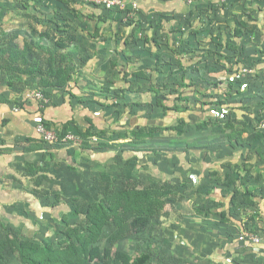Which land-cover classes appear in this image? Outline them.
I'll list each match as a JSON object with an SVG mask.
<instances>
[{
    "label": "rangeland",
    "instance_id": "374dc122",
    "mask_svg": "<svg viewBox=\"0 0 264 264\" xmlns=\"http://www.w3.org/2000/svg\"><path fill=\"white\" fill-rule=\"evenodd\" d=\"M39 1L37 0L38 7L41 4ZM218 1L219 7L231 1L238 8L246 9L248 6L264 8V0L263 4L262 0H256L255 3L253 0ZM31 6L30 0H0V90L4 85V87H11L19 82H15L14 75L17 79V76H22L28 70L27 74L30 77L23 80L18 89L17 97L20 100L27 90L41 88L44 85L42 84L43 77L48 78L56 74L62 76L63 79H56L55 86L60 87L59 90L63 94L70 95L73 92L72 74L91 71L93 77L97 78L98 96H87V100L92 98L94 102H98L97 108L104 109L108 98L106 95L109 98L123 99L124 94H118L116 91L111 92L110 90L106 93V90L110 89L107 83L112 80L111 76L117 71L113 68V64H110L111 67L107 61L104 64L96 60L93 55L95 48L89 46L87 42H83L85 45L74 49L56 40L55 33H62L61 31H49L46 28L44 31L34 29L35 22L33 21H37L39 17L43 20V15L40 14L41 7L37 11ZM218 18L217 15L206 14L178 23L179 25L181 23L188 26L193 25L190 32L197 37L198 41L200 39L199 43H196L198 46L196 48L208 52L205 53L207 56H202L201 59L206 62L197 61L196 63L199 65L209 63L214 69L217 68V54L222 49L217 45L219 41L216 33ZM65 23L69 24L67 20ZM208 23L210 25L216 23L215 32H207L199 27L200 24L207 25ZM29 26L33 30H28ZM256 28L255 45L252 44L251 47L242 45L237 50L225 48L226 70L231 66H237L235 68L237 75L239 68H247L246 77H236L237 79L233 82L237 84V87L250 91V96L256 98L252 103L256 110L251 113L252 118L245 123L248 125L245 128L249 134L243 133L252 139V144L255 139H264L263 128L259 127L264 116V43L260 35L261 27L257 25ZM229 31L233 33V30ZM211 35L214 36V40L201 43L203 38L206 40ZM181 49L184 48L181 47ZM105 50L106 47H103L99 53L105 55ZM228 57H235L236 61L232 60L228 63ZM178 65V62L173 61L171 69L173 70L174 66ZM96 67L97 69L94 70ZM157 67L163 68L159 63ZM228 79L229 75L224 80ZM151 81H155L156 87L160 86L159 93L153 92ZM144 87L147 92L140 90L137 91L140 95L135 93L134 96H142L154 103L149 106H153L151 110L146 111L147 118L163 117L162 108L159 111L154 107L160 99L169 104L173 102V79L153 78V80H148ZM197 94L192 92L191 96ZM49 98L51 102V97ZM195 100L194 106L198 108L201 104L198 106L199 102ZM213 108L215 109L214 115L211 116L213 121L208 122L211 125L210 128L200 127L199 124L203 122L200 118L195 119L192 125L189 124L186 127L188 131L186 137H189L191 142H197L195 145L199 142L206 145L209 137H220L221 139L225 137L221 129L225 121L222 117L223 111L218 109L216 104ZM115 110H118L115 114L121 116L123 110ZM138 110L134 108L132 113H138ZM224 114L227 115V113ZM152 121L147 124L151 131L148 132L150 135L145 140L146 144L141 145L143 148L152 149L149 153H152L153 159L149 160L147 155L143 160L146 165L140 162L139 167L135 166L134 160L137 157L128 155L131 158L128 159L126 166L118 164L120 160L116 162L117 159L108 162L92 160L91 164L83 165L77 160L52 163L51 158L44 157V160L38 159L36 164L29 163L31 165L26 164L18 169L12 164L10 167L7 164L6 168H0V264H30V256L41 257V254L32 251L36 250L33 246H40V248L46 244L64 246L59 241L66 239L65 234L71 232L70 227L83 233L86 232L87 210L92 204L103 199L105 194L110 195L126 189L145 190V188L149 189L148 192L142 194L143 198H148L146 209L140 213L131 212L125 209L126 204H118L119 224L117 225L114 221L113 213L110 214L109 223L104 226L100 238L90 245V248L97 247L100 252L99 257H96L90 264H116L112 250H109L111 248L113 251H120L130 257L149 252L152 264H237L239 258L236 250H248L244 242L240 241L239 235L244 231H251L264 236V175L255 174L254 178L258 180L252 179L253 185H251L249 182L252 178L251 173L242 174L240 163L236 162L234 166L231 162L228 169L224 170L220 176H217L219 175L217 170H212L213 175L207 172L202 176L191 172L186 177L173 181V130H164L162 126L159 127L161 124L159 121L156 122L157 119L155 122ZM48 124L60 133L61 137L70 133L74 134L77 140L79 136L82 138L86 136L88 129H91L92 134H97L101 130L99 128L101 122H98L99 126L89 123L87 127L81 129L74 125L68 128L64 124L51 122ZM41 139L39 142L41 146L52 145ZM129 139L117 147L122 153L138 147L136 144L138 140H141L136 130L131 131ZM248 143L249 141L246 145ZM219 146H225L223 141L218 146L213 145L208 148L209 155L212 151L220 152ZM229 150L234 154L238 152L233 150L231 145ZM256 150L264 157V143L252 148L255 154H257ZM206 155L207 153L204 154L205 158H207ZM241 183L247 187L251 186L249 188L251 191H247ZM19 190H22L20 194H18ZM24 193L25 195L30 194L32 199L24 197ZM34 198L40 200L42 207L34 205L32 201ZM113 200L114 197L109 201ZM224 212L227 215L226 219L221 216ZM122 262V259H118L117 264H122Z\"/></svg>",
    "mask_w": 264,
    "mask_h": 264
},
{
    "label": "crops",
    "instance_id": "0c3cea01",
    "mask_svg": "<svg viewBox=\"0 0 264 264\" xmlns=\"http://www.w3.org/2000/svg\"><path fill=\"white\" fill-rule=\"evenodd\" d=\"M125 1L127 2L126 9L109 10L96 6L89 1L85 2V0H40L39 7L37 0H30L31 7L37 11L41 7L40 14L43 15V20L39 17L37 21H33V23L35 22L34 29L37 30L38 28V30L44 31L46 28L49 31H61L62 33H55L56 40L74 49L85 45L83 42L94 47L95 59L104 64L107 61L108 65L112 63L113 68L117 70L111 76L112 80L107 83L110 89H107L106 93H109L110 90L111 92L116 91L118 94H124V98L114 99V97L109 98L106 95L109 100L106 99L104 109L97 108L98 102L95 101V103L92 98L87 100L90 96H98L97 78L93 77L91 71L85 70L86 72L81 71L72 74L73 92L70 95L63 94L59 90L60 87L55 86L54 81L61 79L60 75L50 74L52 77H43L42 84L44 85L41 88L49 93L51 102L41 113L48 123L64 124L68 128L74 125L81 129L87 127L89 123L93 126H99L98 122H101L99 128L102 133L92 134L91 129H88L87 132H90V135L83 138L79 136L78 140L60 142L48 145V147L41 146L39 144L41 138L36 132V118L34 117L37 113L36 104L24 100V94L21 100L17 97L21 82L30 77L27 74L28 70L22 76H17V79L14 75L15 82H19L14 83L11 87H4V85L0 90V168H6L7 164L10 167L12 164L18 169V167L26 166V164L31 165L29 163H35L39 161L38 159L44 160V157L46 159L51 158L52 163L77 160L83 165L91 164L92 160H106L108 162L117 159L116 162H118V160L123 159V162L119 161L118 164L126 166L128 159L132 156L137 157L134 164L136 163L135 166L139 167L140 162L144 163L143 160L147 155L149 160L153 159L152 153H149L152 152V149L143 148L141 145L146 144L145 140L150 135L148 132L151 130L149 131L147 124L152 120L155 122L157 119L156 122L159 121L161 124L159 127L162 126L165 130L167 129L165 126H170L169 130H173V181L180 177H186L191 172L199 173L202 176L207 172L213 175L212 170H217L219 172L217 176H220L224 170L228 169L229 163L232 162L235 166L238 162L242 166L240 167L242 174L251 173L252 178L249 182L253 185L252 179L258 180L254 178L255 174L264 175V157L258 154V150H256L257 154L252 151V148L263 144L264 139H255L254 144H252V139L246 137L249 133L245 128L248 126L245 123L252 118L251 113L256 110L252 104L256 98L250 96V91L237 87V84L233 82L237 79L236 77H246L247 68H239L237 75L235 69L237 66H231L226 70L225 48L237 50L242 45L247 47H251L252 44L255 45L257 25L261 27L260 35L264 43V8H256V6L254 8L248 6L246 9L244 7L238 8L231 1L225 2L219 7L218 0H193L192 2L185 0ZM255 1L253 0L254 3ZM135 3L137 4L136 8H134ZM206 14L219 17L216 32L219 40L217 45L222 49L217 54L216 69L212 68L209 63L201 65L196 63L197 61L206 62V60H201L202 56H207L205 55L206 50L196 48L198 47L196 43H199L200 39L198 41L197 37H194L193 33L190 32L193 25L178 24L182 20ZM66 20L69 24L65 23ZM215 25L216 23L211 25L208 23L207 25L200 24L199 27L207 32H215ZM28 30H33V28L29 26ZM229 30H233V33ZM192 31L195 30L192 29ZM60 35L64 37H60ZM67 35L68 37H65ZM213 37L211 35L206 40L203 38L201 43H208L209 40H214ZM67 42L68 44H66ZM103 47H106V56L99 53ZM181 47L184 49L182 50ZM236 55L238 54L236 53ZM244 58L242 59L244 60ZM232 60L236 61V58L228 57V63ZM173 61L178 62L179 65L174 66L172 70ZM158 63L163 68H158ZM110 66L112 67V65ZM96 69L97 67L94 68V70ZM228 75L229 79L224 80ZM159 77L173 79V102L169 104L163 100L164 103L171 107L174 105L181 108L188 106L192 112L185 113L179 108L178 111H170L169 114L165 115L163 106L157 103L154 109L157 108L160 111L162 108L163 117L147 118L146 111L151 110L153 106H149L154 103L151 102L152 100L134 95L137 91H146L144 84L148 80L159 79ZM196 83L199 84L196 85ZM151 84H153L151 87L153 92L159 93L160 86L156 87L155 81H151ZM192 92L198 93L197 97L191 96ZM73 93L76 95L75 97H73ZM138 93L137 95H140ZM178 96L181 100L178 99ZM194 100L199 102L198 106L200 104L201 106L196 108ZM15 104L22 107L21 111L13 112L10 109L9 105ZM215 104L219 107L218 109L223 111L222 117L225 121L222 123L221 129H223V136L225 137L222 139L209 137L206 145L200 142V144L195 145L197 142H191L190 138L186 137L188 133L186 127L189 124L192 125L195 119L200 118L203 122L199 126L210 128L211 125L208 122L213 121L211 116L215 113L213 108ZM134 108L139 109L138 113H132ZM115 109L123 110L121 116L115 114V111L118 113V110ZM180 117L187 118V122L183 125V132L174 128ZM135 130L141 139L136 144L138 147L122 153L117 147L129 141L131 131L134 132ZM239 131L247 134H242V138L247 142L249 141L247 145L238 143L234 136L230 137ZM221 141L225 146H219L220 152L212 151L209 155L210 150L208 151V148L213 147V145L218 146ZM230 145L233 150L238 152L234 154L233 151L229 150ZM205 153H207V158L204 157ZM128 155L131 157L129 158ZM15 163H17L16 166ZM144 165L146 164L144 163ZM247 166L249 167L246 168ZM236 171L239 172V170ZM242 183L241 186L246 187ZM21 191L19 190L18 194ZM23 195L32 199L30 194L25 195L24 193ZM32 201L37 207H42L39 199L34 198ZM45 208L48 209V207ZM263 237L258 250H253L251 246L246 244L245 247H248V250H236V255L239 258L237 264H264Z\"/></svg>",
    "mask_w": 264,
    "mask_h": 264
},
{
    "label": "trees",
    "instance_id": "16d2710c",
    "mask_svg": "<svg viewBox=\"0 0 264 264\" xmlns=\"http://www.w3.org/2000/svg\"><path fill=\"white\" fill-rule=\"evenodd\" d=\"M62 79L63 77L61 76V80ZM45 93L49 96V93L46 90ZM178 99L181 100L180 96H178ZM158 103L159 105L163 106L165 115L169 114L170 111H178L179 108H181L178 105L171 107L165 104L161 99L158 101ZM181 111L189 113L191 110L188 108V106H182ZM186 122V117H180L178 124L174 126V128L178 129L179 132H183L182 127ZM165 127L167 129L170 128V126ZM98 133L101 134L102 132L100 131ZM242 134V131H239L234 135H230V137L234 136L238 143L246 144L247 140L242 138ZM85 135L88 136V132ZM245 186L247 187V185ZM250 187L251 186L248 185L246 190L251 191V189H249ZM148 191V188H145V190L126 189L117 193L113 192L110 195L105 194L103 199L101 198L99 202H95L88 208V226L86 228V232L83 233L75 230L73 227H70L71 232H67L65 234L66 239L59 241L60 244H63L64 246L59 247L56 245V247L52 244H46L42 248H40V246H33L36 250L32 251L37 254H41V257L30 256V264H52L56 262H62L63 264H90V262H92L96 257H99L100 254L97 247L90 248V245L100 238L101 234L103 233L104 226L109 223L108 220L111 216L110 214L113 213L114 221L118 225L120 221L118 204L124 203L126 204L125 209H128L131 212L140 213L146 209L148 202V198H143L142 194ZM113 197L114 200L110 202V198ZM221 216L226 219L225 216L227 215L224 212L221 214ZM109 250H112L111 252L113 254V258L117 261V263L118 259H122V264H152L151 254L149 252H143L135 257H130L120 251H113L112 248Z\"/></svg>",
    "mask_w": 264,
    "mask_h": 264
},
{
    "label": "built area",
    "instance_id": "2783aa9c",
    "mask_svg": "<svg viewBox=\"0 0 264 264\" xmlns=\"http://www.w3.org/2000/svg\"><path fill=\"white\" fill-rule=\"evenodd\" d=\"M90 3L100 6L102 8H106L109 10L114 9H126L127 2L125 0H88ZM187 2H192L193 0H185ZM137 7V4H134V8ZM24 100L28 102H34L36 104L37 113L34 116L36 118V132L38 135L45 141L51 144L57 143H66L71 140H76V136L74 134L67 133L61 137V134L58 133L55 129L49 126L46 118L42 115V111L46 108V106L50 103V98L46 95L45 90L43 88L30 89L24 93ZM10 109L14 111H21L22 107L18 105L10 106ZM259 127L264 129V116L259 123ZM240 241L244 242V244L252 247L253 250H258L260 248L262 238L259 234L253 233L251 231H244L239 235Z\"/></svg>",
    "mask_w": 264,
    "mask_h": 264
}]
</instances>
